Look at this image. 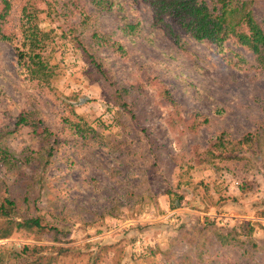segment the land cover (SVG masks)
Instances as JSON below:
<instances>
[{
    "label": "rangeland",
    "instance_id": "374dc122",
    "mask_svg": "<svg viewBox=\"0 0 264 264\" xmlns=\"http://www.w3.org/2000/svg\"><path fill=\"white\" fill-rule=\"evenodd\" d=\"M9 1L0 149L16 162H0V193L58 232L14 230L0 239V264H24L25 245L42 247L28 261L52 256L42 264H264V66L254 55L231 43L217 52L138 0ZM250 1L264 22V0ZM24 9L47 81L20 73ZM221 132L234 158L207 154ZM248 132L261 151L236 143ZM242 223L253 231L235 245L210 230Z\"/></svg>",
    "mask_w": 264,
    "mask_h": 264
},
{
    "label": "trees",
    "instance_id": "16d2710c",
    "mask_svg": "<svg viewBox=\"0 0 264 264\" xmlns=\"http://www.w3.org/2000/svg\"><path fill=\"white\" fill-rule=\"evenodd\" d=\"M147 4L152 12L153 19L160 21L163 15L171 18L189 37L196 41H206L214 46L217 52H222L227 48V43L239 46L251 52L258 63L264 66V22L253 14L250 0H138ZM93 3L102 9H111L115 2L113 0H93ZM0 4V40L12 42L10 34H7L3 26L7 23L8 14L11 9L9 0H1ZM21 19L23 32L22 35L28 40V49L17 48V63L20 73L29 79H40L47 81L51 76L48 63L44 60L41 53L43 48V38L40 36L36 26L31 23V16L25 13ZM26 14V15H25ZM137 24H125L124 29L134 30ZM25 40V39H24ZM25 42V41H24ZM117 50H122V45H117ZM26 122L25 115L21 114L15 125L19 126ZM76 132L84 135L80 124L75 125ZM46 129H44V132ZM260 136L254 132H248L240 137L236 143L238 145L248 144L249 147L261 151ZM225 134L221 132L216 136V140L211 143L207 154L214 158L230 159L234 158V149L227 150L224 143ZM0 162L5 166H11L16 159L5 149H0ZM246 183L239 185V190L243 193L249 190ZM171 194L172 191H166ZM170 204L173 205V199ZM207 220V218H205ZM206 227V225H205ZM210 227V226H209ZM207 228V227H206ZM26 229L35 231L58 229L48 223H44L40 215H26L19 208L18 204L10 197L0 193V239L7 238L14 230ZM211 233L217 242L222 246L235 245L242 243L239 238L245 236L249 238L253 231V226L249 223H242L239 228H231L221 231L212 226ZM57 248V247H52ZM42 247H32L25 245L23 251L26 253L24 264H42V259L46 256L48 262L52 259L51 255H37L28 261L31 251L38 252ZM61 249V248H58ZM39 256V257H38Z\"/></svg>",
    "mask_w": 264,
    "mask_h": 264
}]
</instances>
